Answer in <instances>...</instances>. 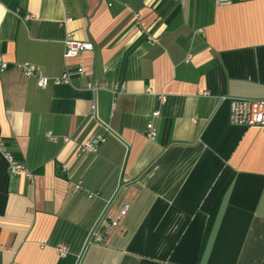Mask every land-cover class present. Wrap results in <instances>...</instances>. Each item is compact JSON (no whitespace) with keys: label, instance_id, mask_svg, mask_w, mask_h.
Wrapping results in <instances>:
<instances>
[{"label":"crops","instance_id":"1","mask_svg":"<svg viewBox=\"0 0 264 264\" xmlns=\"http://www.w3.org/2000/svg\"><path fill=\"white\" fill-rule=\"evenodd\" d=\"M67 34L93 50L64 59ZM0 61V135L34 173L11 177L0 157V264H264V135L221 101L264 100L263 1L0 0ZM22 64L84 74L40 88ZM101 126L111 135L78 157Z\"/></svg>","mask_w":264,"mask_h":264},{"label":"built area","instance_id":"2","mask_svg":"<svg viewBox=\"0 0 264 264\" xmlns=\"http://www.w3.org/2000/svg\"><path fill=\"white\" fill-rule=\"evenodd\" d=\"M183 4L184 0H175ZM249 1H263L264 0H215L217 6H228L234 3L249 2ZM71 18L65 17L64 23H69ZM149 42L157 43V40L149 39ZM64 52L63 58L69 59L77 57L82 52L92 51L93 45L90 42L78 41L72 38L71 34H67L63 41ZM8 65L0 61L1 70L7 69ZM15 68L21 72L27 78H33L36 84L40 88H45L49 84L52 85H67L70 83V79L73 75L78 77L83 76L84 69L79 66L74 72L65 68L63 74L57 78L46 77L41 71L37 69L36 66L31 64L16 65ZM88 88L95 92L98 87L96 83H89ZM105 90L108 89L116 99L120 94L125 91V85L122 83H114L111 88L108 87L106 83L103 87ZM146 93H153V91L148 88ZM159 101L164 104L166 98L164 96H159ZM221 101H228L229 103V122L232 125L240 126L244 128H255L258 129L264 135V100H251L244 98H231V97H221ZM159 111H154L151 117H157ZM102 132L95 135L92 139L82 143L77 151V156L81 157L86 154H94L98 151L99 147L106 141V136L111 135V131L106 126H101ZM145 136L148 141H154L157 136V131L153 126L151 121L146 123ZM48 141L56 143L58 137L53 133L48 132L46 134ZM64 138L63 141H67ZM0 157L6 162L7 171L11 177H24L29 183H33L34 173L28 167L22 164V162L15 156L13 152L10 151L6 141L0 135ZM62 171L65 172L66 168L63 166ZM83 191L82 182L78 181L74 183L71 187V192L76 194ZM88 198H93V194H88ZM129 205H124L115 217H110L104 212L98 219L95 226L91 229L88 244H102L106 237L109 235L112 229L118 226L119 222L126 216L129 211ZM56 253L59 257H65L68 254V248L64 244H59L55 248ZM6 251V248L0 245V253Z\"/></svg>","mask_w":264,"mask_h":264}]
</instances>
